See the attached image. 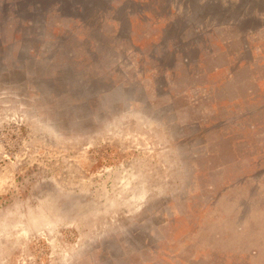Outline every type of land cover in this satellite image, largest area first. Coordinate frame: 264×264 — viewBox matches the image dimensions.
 <instances>
[{
    "label": "rangeland",
    "instance_id": "rangeland-1",
    "mask_svg": "<svg viewBox=\"0 0 264 264\" xmlns=\"http://www.w3.org/2000/svg\"><path fill=\"white\" fill-rule=\"evenodd\" d=\"M0 264H264V0H0Z\"/></svg>",
    "mask_w": 264,
    "mask_h": 264
}]
</instances>
